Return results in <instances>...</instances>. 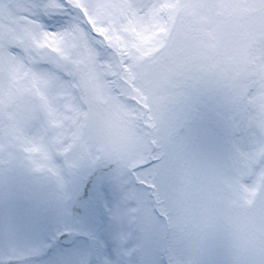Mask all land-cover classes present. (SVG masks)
<instances>
[{
  "label": "rangeland",
  "instance_id": "rangeland-1",
  "mask_svg": "<svg viewBox=\"0 0 264 264\" xmlns=\"http://www.w3.org/2000/svg\"><path fill=\"white\" fill-rule=\"evenodd\" d=\"M67 228L92 264L264 248V0H0V254Z\"/></svg>",
  "mask_w": 264,
  "mask_h": 264
},
{
  "label": "water",
  "instance_id": "water-1",
  "mask_svg": "<svg viewBox=\"0 0 264 264\" xmlns=\"http://www.w3.org/2000/svg\"><path fill=\"white\" fill-rule=\"evenodd\" d=\"M108 167V166H107ZM107 167H103V166H99L97 167L93 173H91L89 176H88V179H87V183L84 187V190L81 194L78 195V197L75 199V202L73 204V213L74 215H77L79 214L83 207H84V203H85V198L88 196V189L91 185V182H92V179L93 177L101 170H104L106 169ZM76 237H86L90 243V238L87 237V236H84L83 234L81 233H78V232H63L61 233L57 239H54L52 241V243L46 247L43 251L37 253V254H34V255H30V256H25V257H22V258H19V259H15V260H10L9 262H12V261H23V260H29V259H34V258H38V257H41L43 255H47L49 254V252L55 247V245L57 244L58 241H60L61 243L63 244H71V242L76 238ZM91 245V243H90ZM91 251H92V245H91ZM90 258V257H89ZM88 264V262H87Z\"/></svg>",
  "mask_w": 264,
  "mask_h": 264
},
{
  "label": "bare ground",
  "instance_id": "bare-ground-1",
  "mask_svg": "<svg viewBox=\"0 0 264 264\" xmlns=\"http://www.w3.org/2000/svg\"><path fill=\"white\" fill-rule=\"evenodd\" d=\"M253 120H254V113L250 112L247 121V128H250L253 125Z\"/></svg>",
  "mask_w": 264,
  "mask_h": 264
},
{
  "label": "flooded vegetation",
  "instance_id": "flooded-vegetation-1",
  "mask_svg": "<svg viewBox=\"0 0 264 264\" xmlns=\"http://www.w3.org/2000/svg\"><path fill=\"white\" fill-rule=\"evenodd\" d=\"M255 257H256V260H259V261L264 260V253L256 254ZM68 264H73V263L70 260H68Z\"/></svg>",
  "mask_w": 264,
  "mask_h": 264
}]
</instances>
